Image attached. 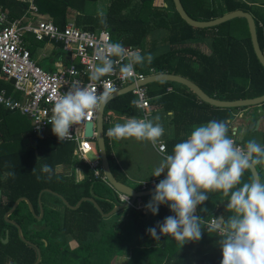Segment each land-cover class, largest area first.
I'll return each mask as SVG.
<instances>
[{"label": "trees", "instance_id": "obj_1", "mask_svg": "<svg viewBox=\"0 0 264 264\" xmlns=\"http://www.w3.org/2000/svg\"><path fill=\"white\" fill-rule=\"evenodd\" d=\"M96 0H33L40 15H45L60 28L69 21L68 11L75 12L74 23L83 29L106 28L111 32L113 41H117L116 32L120 34L123 44L145 48L150 34L162 36L167 50L154 57L151 64L137 65L138 71L148 72L153 68L157 72H169L188 77L205 93L214 98L235 100L251 98L264 93V67L258 61L250 40L247 22L244 18H233L213 27H194L187 24L175 11L172 0H165L166 6L153 5V0H110L105 14L92 15L87 10V3ZM189 16L197 20H209L235 9L253 13L256 33L260 48L264 50V0L258 3L261 8H254L245 0H180ZM29 0H0V10L6 12L9 20L21 17L29 6ZM172 7V13L169 10ZM263 8V9H262ZM28 49L34 51L33 42L43 45L47 39L36 40L25 35ZM54 54L65 55L62 46L55 43ZM206 44L211 54H204L193 45ZM60 51V52H59ZM196 56V59L193 58ZM195 62L197 63L195 68ZM147 84L151 97H158L155 102L165 105L166 100H175L176 93H168L167 87L175 82L157 81V90ZM0 89L7 94L13 91L10 84L0 74ZM190 107L174 114L175 129L179 130L185 123L208 122L210 120L231 119L229 107H217L200 100L193 92L186 93ZM176 97V98H175ZM189 97L192 100H189ZM135 99L133 93H126L113 98L107 109L129 112L138 115L131 105ZM179 110L181 108L179 107ZM31 129L30 119L17 111H11L0 105V145L11 142L12 151L0 153V264H32L36 257V248L29 245L18 235L15 225L5 221L4 214L14 201L25 196L32 203L38 215V194L44 189H51L63 195L74 205L82 197H93L104 212L110 211L118 204L115 190L97 178L93 170L83 162H78L84 177L76 181L73 172H60L48 180L41 172V165L48 164L55 169L63 165L69 169L75 162L73 144L52 139L40 141L33 134L29 145H22L26 133ZM72 145V146H71ZM111 171L116 179L125 182L121 169L110 154L106 144ZM35 151L37 153H35ZM35 171L33 172V170ZM14 172L15 175H8ZM100 174L103 172L100 169ZM41 176L38 181L37 176ZM247 177L251 173H246ZM252 176V175H251ZM153 195V194H152ZM152 195L141 197L147 203ZM61 205L58 208L49 199ZM57 200V201H56ZM43 214L37 219L22 200L9 215L16 221L25 239L36 244L41 252L37 264H111L118 251L127 255L126 264H221L222 248L216 233L204 230L199 241H189L183 247L174 239L160 235L157 241L147 231L162 223L171 212L168 205H160L159 212L153 215L146 208H123L113 215L124 214L116 224L113 218L104 217L89 200H84L76 209L67 207L60 198L50 192L41 195ZM226 202L219 193H210L209 199L198 206L197 215L207 220ZM206 209V211L204 210ZM227 219L231 215L222 212ZM117 221V220H116ZM30 225H33L30 227ZM6 231L8 240L2 242ZM159 234V228H157ZM2 237V238H1Z\"/></svg>", "mask_w": 264, "mask_h": 264}, {"label": "clouds", "instance_id": "obj_2", "mask_svg": "<svg viewBox=\"0 0 264 264\" xmlns=\"http://www.w3.org/2000/svg\"><path fill=\"white\" fill-rule=\"evenodd\" d=\"M95 56L98 63L89 70V84L73 83L54 101L47 123L52 125V132L61 143L71 138L73 126L87 123L93 113L113 98L116 88L104 77L119 68V79H133L137 65L151 64L154 59L151 53L142 55L140 50L126 49L120 42L102 44ZM97 84L102 91L97 90ZM131 105L145 109L144 94L138 93ZM160 120L158 115L154 118L147 115L133 117L116 123L106 133L108 138L116 141L148 142L162 156L152 176L160 177L164 173L166 176L156 184L145 207L156 215L160 205H168L174 215L147 231L157 241L164 235L183 247L189 241L201 240L207 230L220 238L221 264H264V179L257 181L249 175V179L244 180L245 174H250L252 169L264 168V145L254 138L243 145L237 144L234 137L243 136V133H237L232 121L213 119L193 126L187 138L176 143L168 154L160 147L165 134ZM60 171L61 165L55 169L48 164L41 165V172L48 180L58 176ZM36 179L39 181L41 176ZM210 193H219L227 201L226 209L231 213L227 219L213 217L206 223L196 214L198 206L209 199ZM126 194L129 197L130 193Z\"/></svg>", "mask_w": 264, "mask_h": 264}, {"label": "built area", "instance_id": "obj_3", "mask_svg": "<svg viewBox=\"0 0 264 264\" xmlns=\"http://www.w3.org/2000/svg\"><path fill=\"white\" fill-rule=\"evenodd\" d=\"M29 1L25 13L14 20H9L6 12L0 10V74L6 79L13 78V93L21 95L20 98H17L13 94H7L5 89H0V105L5 109L27 116L30 119L31 133L43 138L47 133L53 134L52 125L47 121L52 114L51 109L55 99L66 92L73 83L87 86L89 70L98 63L95 56L97 48L104 43L117 41L112 40L111 32L106 28L83 29L72 21H68L63 28H60L49 18H37L38 9L33 0ZM25 35H31L36 40L47 39L49 42L61 44L62 51L69 59L68 62L54 70L43 69L28 49ZM123 46L126 49L139 50L131 45L123 44ZM135 72L136 75L133 79L121 80L119 79V68H117L114 74L103 79L110 81L116 90L131 83L135 84L131 90L135 99H137V94L142 92L147 101L146 108L138 110L141 112L142 118L145 115L149 117L150 96L146 85L138 86L137 82L156 72L153 68H150L148 72L138 71L135 68ZM97 90H103L99 84H97ZM96 116L97 112L93 113L88 122H93ZM76 127L73 126L71 129V138L63 142L73 143V158H78L79 162L87 164L97 178L111 187L105 175L100 174L101 165L98 161L96 145L91 143V140L95 139V130L93 136L89 138L84 134L85 124L78 126L77 129ZM107 130L105 127V141L110 143V138L106 135ZM54 137L58 139L56 135ZM160 147L164 151L166 150L164 143H161ZM89 153H93L91 160L87 157ZM158 183L157 180L144 181L140 183L138 190L150 189ZM115 193L119 201L118 204L130 200L126 194L117 191ZM148 203H145L142 198H137L131 207L146 208L145 205ZM212 218L205 220L206 223L210 222Z\"/></svg>", "mask_w": 264, "mask_h": 264}, {"label": "crops", "instance_id": "obj_4", "mask_svg": "<svg viewBox=\"0 0 264 264\" xmlns=\"http://www.w3.org/2000/svg\"><path fill=\"white\" fill-rule=\"evenodd\" d=\"M105 1H106V4L108 3V5H109L110 0H105ZM245 1H252V0H245ZM253 1H255V2H251V3L248 2V4H250L254 8V10H257V8H261L259 3H258L260 0H253ZM93 3L95 4V6H97L98 4H101V5H98V7H101V8L105 5L104 0H96L94 2H88L86 5L87 10L89 7H91V4H93ZM96 10H97V12H101V10H99V8H97ZM251 14L254 17L253 13H251ZM40 16L43 18H46L45 15H40ZM74 17H75V12L73 10H69L68 11L69 21L74 22ZM29 43L30 42L27 43L28 46H29ZM40 47L43 49V51H45V53H43V56L49 57V59H50L49 66L54 67V69H55V68H58L61 64H63V59H64L65 55L59 53V55L56 56L54 54V51H56L55 44H53L52 42H45ZM193 47L197 48L198 50H200L204 54H211V48L209 46H207L206 44L197 43V44H194ZM262 51L264 53V50H262ZM140 52H141V50H140ZM32 56L35 59V56H36L35 49L32 52ZM36 57H37V59H35V60L39 64V58H38V56H36ZM193 58L196 59V56H193ZM196 65H197V63L195 62V68H196ZM1 77H3V76H1ZM4 79L9 82V79H6L5 77H4ZM151 87H152V89L157 90L159 88V85L152 83ZM167 91H168V93H176V96H178V97L177 98L175 97L176 98L175 100L173 99V97H170L172 101L166 100L165 105H163V104L155 102V100L158 98L157 96L156 97L150 96V108H149L150 115L148 118H154L157 115L161 117L160 123L163 125V127L165 129V134L162 137L161 143H164L166 145L165 152H167L168 154H171L174 145L176 143L181 142L184 139H186L187 136L192 131L193 126L204 124L206 122L189 123V124L185 123V125L182 126V128H180L179 130L175 129L174 114L178 111L183 113V111L187 110L190 107V103L188 102V99L186 98V96L183 95V91H185L186 93H189V91H191V90L182 84L176 83L175 85H173V84L169 85L167 87ZM10 94H13V96H15L17 98L21 97L20 93H13V91ZM216 99L227 100L225 98H216ZM189 100H192V98L189 97ZM110 101L108 102V104L110 103ZM107 105L105 106V109H104V117H105L104 123L110 122L112 124V122H114V121L116 123H123L129 118H133V117L142 118L141 112L138 109H135L137 111L138 115H132V114H129V112L124 113V112H118L115 110L107 109ZM179 107L181 108V110H179ZM230 114H231L230 120L232 121V127L236 129L237 133H243V136L237 135L234 137L236 142L243 145L249 139L254 138L257 142L264 145V103H261L259 105L245 106V107H232V108H230ZM255 119L260 120L258 125H257V123H256V125H254ZM251 122H252V124H251ZM106 129H109V128H106ZM32 135L33 134L31 133V129H30L26 133L24 139L22 140V145H29L32 141V138H33ZM36 136L42 142H49L52 139H56L53 134H48V133L43 138L39 137L38 135H36ZM94 141H95V139H94ZM109 141H110V143L106 142V144L109 145L110 154L113 157V159L117 162L118 166L120 167L122 176L126 179L125 183L126 182L129 183V180H131L137 184L138 183L140 184L144 181H151V180H157L160 182V180L165 178L166 173L162 174L160 177L152 176L153 170H151V172H150V170H148L145 174L136 173L137 171H139L138 166H141L142 164L137 162L136 163L137 165H136L131 160H128L127 158L131 157V155L126 154V152L124 151V149H126L129 145L132 146L131 147L132 149H134V148L137 149L136 146L140 143L137 142L135 139H123L120 141H116V143L113 142L112 139H109ZM13 146H14V144L11 142L1 144L0 145V153L6 154V153L11 152ZM110 146H112V147L110 148ZM113 146H114V148H113ZM116 149H118V150H116ZM144 149L147 151L148 159H153V163L157 164L156 166H158V164L160 163V161L162 159L160 152L157 151V149L154 148L148 142L145 143ZM73 150H74V145H73ZM96 150H97V148H96ZM35 153H37V152L35 151ZM73 154H74V152H73ZM97 154H98V152H97ZM151 164H152V162L147 163V165L150 167L152 166ZM131 166L137 167V169L134 173H133V170L131 169ZM142 167H140V168H142ZM65 169H66V167L61 165V171L60 172L64 171ZM78 169L80 171H78ZM130 171H132V172H130ZM69 172H73L75 180L77 182L81 181L84 177L82 168L80 166L75 165V164L71 165V167L69 169H66V173H69ZM248 179L249 178L245 174L244 180L247 181ZM261 179H264V177H261ZM132 187H134V186H132ZM138 189H139V186H138ZM226 202H223V205L218 208L220 210L211 217L219 218V217L223 216L222 212L228 211L226 209ZM196 214H197V211H196ZM209 219H207V220H209Z\"/></svg>", "mask_w": 264, "mask_h": 264}, {"label": "water", "instance_id": "obj_5", "mask_svg": "<svg viewBox=\"0 0 264 264\" xmlns=\"http://www.w3.org/2000/svg\"><path fill=\"white\" fill-rule=\"evenodd\" d=\"M175 11L180 15V17L189 25L194 26V27H200V28H205V27H213L216 26L222 22L231 20L233 18H244L247 22V27L250 35V40H251V45L253 48V51L258 59V61L261 63V65L264 67V53L262 49L260 48L258 38H257V33H256V25H255V20L252 14L248 11H244L242 9H235L233 11L225 12L224 14L217 16L215 18L209 19V20H197L192 18L187 14L185 11L182 3L180 0H172ZM166 6V3L164 4ZM157 81H171L175 83H179L190 89L200 100L213 105L217 107H245V106H251V105H259L261 103H264V93L251 97V98H242V99H235V100H218L214 97L209 96L207 93H205L195 82L192 80L188 79L187 77H184L179 74H174V73H169V72H157L152 75L146 76L144 79L140 80L137 82L138 86H143L147 85L153 82ZM9 82L11 84L14 83V79L10 78ZM135 87V84L131 83L128 86H125L119 90H116V92L113 95V98L121 96L126 93H130L131 90ZM112 98V99H113ZM104 108H102L100 111L97 112V116L95 120L92 122H87L85 123V131L84 134L86 137H92L93 136V131L95 130L96 135H95V145L97 148L98 152V161L100 162L101 169L103 174L106 177V180L108 181L109 185L111 188H113L115 191L119 193H130L129 201H124L122 203H119L115 205L110 211L104 212L100 205L96 202V200L93 197H82L80 198L74 205H71L63 195L59 194L58 192L52 191L51 189L44 188L42 189L39 194H38V206H39V214L37 215L35 213V210L33 208L32 203L29 201V199L25 196H20L18 197L14 203L12 204L11 208L4 214V219L5 221L13 224L17 228V232L21 240L26 242L29 245H33L36 248L37 252V257L35 261L32 264H37L40 261L41 258V252L38 246L31 241L25 239L22 235L21 227L20 225L14 221L13 219L9 218V215L15 210L16 206L18 203L22 200H24L29 207V210L31 213L37 218L41 219L42 214H43V206H42V201H41V195L43 192H50L53 195L57 196L62 200V202L69 208L71 209H76L80 203L84 200H89L93 203L95 208L103 215L104 217H109L113 213L131 206V204L135 201L137 198H141L143 196H148L152 195L154 193L155 187H152L150 189L146 190H136L134 187L128 185L125 182H122L118 179L115 178L113 175L110 164H109V159L107 156V150H106V141H105V136H104ZM260 120L255 119L254 120V125L259 124ZM252 124V122H251ZM251 175L252 177H255L257 181L261 180V177H264V168L262 167H257L251 170ZM127 195V194H126ZM0 201H1V190H0ZM2 238V237H1ZM8 240V231H6L4 238L2 239L3 243H6Z\"/></svg>", "mask_w": 264, "mask_h": 264}, {"label": "rangeland", "instance_id": "obj_6", "mask_svg": "<svg viewBox=\"0 0 264 264\" xmlns=\"http://www.w3.org/2000/svg\"><path fill=\"white\" fill-rule=\"evenodd\" d=\"M137 0H133L132 3H135ZM104 6L101 8V7H98V5H101V4H98L97 6H95V4H91V7L88 8V11L92 14V15H100V14H105L107 9H108V3L106 4V1L104 0ZM165 4V0H153V5L155 7H161L162 5ZM97 8H99V10H101V12H97ZM169 10L171 11V13L173 12L172 11V7H169ZM37 18H43L41 17L40 15H37ZM29 37H33L31 35H28ZM116 39H117V42H120L121 41V37H120V34L116 32V35H115ZM34 38V37H33ZM31 40H29L30 42ZM122 43V42H121ZM166 42L164 41L163 37L162 36H158L157 34L155 33H152L149 35L148 37V40H147V43L145 45V48L142 49L141 51V54L142 55H147L148 53H151L154 57L156 56H159L161 53H164L167 48H168V45L165 44ZM33 46H34V49H35V54L36 56H38L39 58V66L42 67L43 69L45 70H54V67H51L49 66V62H50V59L49 57H44L43 56V53H45V51H43V49L40 47L41 45H38L35 41L33 42ZM35 56V59H37V57ZM116 124V122H112V124L110 122L108 123H105L104 126L106 128H111L113 127L114 125ZM113 142L116 143V140L112 139ZM112 142V143H113ZM91 143L93 145H95V141L94 140H91ZM140 144H138L136 147L137 149H132L131 145H129L126 149H124V151L126 152V154H129L131 155V157L127 158L128 160H131L132 162H134L135 164L137 162L141 163L142 165L141 166H138L139 168V171H137L136 173H139V174H145L148 170H153L157 164L153 163V159H148L147 157V151L144 149V146H145V143L146 142H139ZM112 146H110L111 148ZM114 148V146H113ZM118 150V149H116ZM88 159L91 160L93 158V153H89L87 155ZM73 162H75V165L79 166V159L78 158H74L72 159ZM149 162H152V166H148L147 163ZM137 165V164H136ZM143 166V167H142ZM142 167V168H140ZM151 168V169H150ZM153 168V169H152ZM131 169L133 170V173L136 171L137 167L135 166H131ZM130 169V170H131ZM62 172H66V169ZM132 172V171H130ZM126 180V179H125ZM127 183V182H126ZM128 185L130 186H134V188L137 190L138 189V186L140 185L139 183H134L133 181L129 180V183H127ZM50 203L51 204H54L56 205L58 208H61V205L58 204V201L57 203L54 201L53 198L49 199ZM121 210H124V209H121ZM119 210V211H121ZM115 213H113L111 218L109 221L110 223H113L114 221V224H116L115 222H118L120 219H122L124 217V214H117L115 215V217L113 216ZM117 220V221H116ZM33 225H30V227H32ZM126 261H127V255L123 252V251H118L116 253V256L115 258L112 260V263L111 264H126Z\"/></svg>", "mask_w": 264, "mask_h": 264}]
</instances>
